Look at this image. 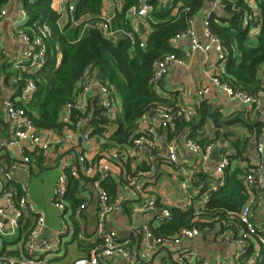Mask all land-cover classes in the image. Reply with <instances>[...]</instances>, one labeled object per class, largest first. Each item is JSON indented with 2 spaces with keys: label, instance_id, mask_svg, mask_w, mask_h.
<instances>
[{
  "label": "built area",
  "instance_id": "1",
  "mask_svg": "<svg viewBox=\"0 0 264 264\" xmlns=\"http://www.w3.org/2000/svg\"><path fill=\"white\" fill-rule=\"evenodd\" d=\"M110 1H112L114 8L121 3V0ZM163 1L169 4L172 0ZM214 2L222 7L226 5L225 0H214ZM244 2L248 10L243 14V24L247 25L253 19L260 17V11L256 0H244ZM67 9L72 12L74 5L69 3ZM152 9L153 6L148 0H137L135 5L130 6L126 11L127 18L133 24L130 30L113 27L111 18L104 15L96 22L90 20L84 21L83 26L97 27L105 36L111 38L126 37L134 41L137 36L140 40L139 45L143 47L145 40L137 33L138 20L147 16ZM6 12V7L2 6L0 9V21L6 15ZM20 13L23 18L28 17V13L24 8L21 9ZM209 15V13L206 14L202 21L203 33L208 39V43H203L196 38L192 26L196 17L190 18L189 27L184 32L177 34L173 39L181 40L188 38L192 51L205 53L212 47L216 60L224 62L229 54V49L210 31ZM259 27V23L255 24L250 32L252 34L256 33ZM48 30L47 25H41L30 32L25 28H19L17 31L18 36L24 44V48L16 53L12 59L13 67L16 69L13 82L19 86V92L16 97L6 98L3 101L10 120L16 125V130L7 144L13 146L20 141L26 140L31 145L28 151L36 149L41 156H45L48 150L56 143H62L63 145L75 148L77 164L68 166L67 163H62L60 165V174L55 185L53 205L61 212H64L66 208L64 196L68 183V174L76 179L82 176L92 179L90 184L92 183L97 191L98 201L96 225L92 240L95 244L89 249L85 257L75 259L71 264H105L106 258L110 257L123 259L128 264H161L160 260H152L153 253L158 251L159 248L169 245H174L176 248H179L182 242L190 241L199 235L201 231L209 230L211 228L209 222L203 227L182 228L173 235L170 234L165 237L156 235L150 226L144 225L141 229L144 238V247L140 256L137 257L129 248L127 241H118L116 231L107 225V220L110 218V215L122 207L125 198L109 194L100 182L110 176L112 160L116 162L121 161L126 155L133 153L134 150L138 151L144 143L154 145L156 127L172 126L175 123V115L171 108L165 105H159L157 111L150 115L147 126L139 131L140 135L138 137L133 139L131 150H107L98 159L94 160L86 150V145L96 136L93 133L95 127L92 125L93 117L95 116L94 111L89 109V101L94 90L98 96L97 105H99L102 111L101 114L107 120H115L118 110H116L114 105V86L102 83L92 74L86 72L82 76L81 83L74 97L64 103L61 110L60 121L63 123V130L66 134L63 137L54 138L52 131L38 129L26 110L27 104L34 97L37 86L34 80L24 78L23 73L36 71L45 64L46 45L44 38ZM173 64L183 65L184 60L174 53H168L153 62L151 81L156 88H158V83L168 74ZM259 78L260 85L254 93H248L239 87L232 86L222 79V75L210 77V82L222 89L231 99H235L242 104L251 105L254 113H260L264 117V64L260 67ZM21 81L22 83L19 84ZM207 92L208 87H201L197 89L196 95L203 97ZM73 111L78 113V115H75V119L72 116ZM179 114L183 120L188 121L194 116V110L191 107L180 108ZM101 136H109L106 128L101 132ZM184 144L190 153L199 156L202 155L203 159H206L214 148L213 143L200 145L191 137H187ZM232 156V150L228 149L224 151L220 160L215 165L214 172L220 176L219 179L221 180L219 183L205 189L201 184L196 185L198 194L201 191L200 199L196 204L197 216L202 214V211L206 209L205 205L209 200L211 192L223 183L224 169L231 165ZM179 157V143L177 141L168 143L165 147V158L170 162L177 163ZM182 161L185 162V159ZM20 162L23 164L29 163V156L27 154L23 155ZM148 173L149 171L146 169L136 170L135 174L126 180V187H133L138 192L144 191L145 187L143 185L146 179L142 177ZM4 174L5 178L2 181L1 192L5 198L6 207H0V249L4 236H12L18 232L21 233L20 230L22 229L27 212L35 214V222L27 228L26 235L21 238L19 246L22 255L16 257L0 253V264H49L48 258L57 255L60 238L73 236L74 228L64 223L57 232L58 237L56 241L49 242L48 240L41 239L40 233L46 225L44 214L36 210L31 202L28 188L24 186L19 190L15 189L11 184H7L11 179L10 173L6 172ZM184 177L182 187L190 189L191 185L188 177ZM241 179L246 198L238 211H229L226 218L222 219L223 224L231 226L230 228H226L229 230L225 231L223 235L230 237L236 245L232 258L228 261L201 258L196 250L189 248L178 250L176 253V261L179 264H263L264 254L262 249L264 248V229L260 228L256 223L254 210L261 204L264 191V135H260L257 138L256 156L243 170ZM144 198V202L136 210L137 213L146 214L157 211L161 220L165 222L173 220L170 208L161 205L155 196L145 195ZM190 198V195L187 196V200L180 206L182 209H189L191 203ZM85 207V202L80 203L76 209V213L79 214ZM79 237L81 236L79 235Z\"/></svg>",
  "mask_w": 264,
  "mask_h": 264
},
{
  "label": "crops",
  "instance_id": "2",
  "mask_svg": "<svg viewBox=\"0 0 264 264\" xmlns=\"http://www.w3.org/2000/svg\"><path fill=\"white\" fill-rule=\"evenodd\" d=\"M77 1L78 0L51 1V6L61 14L59 20L61 26L66 23V18L70 14V11L67 9L68 4L71 3L74 5ZM4 6L7 12L0 21V207H6V201L1 190L2 181L5 178L4 173L9 172L11 179L7 184H11L18 190L26 186L29 191L30 200L36 210L42 212L45 216L46 225L40 233L41 239L48 240L49 242L56 241L58 237L57 232L64 223L74 228L73 236L60 238L57 255L48 258L49 264H54L56 260L63 258L67 253L71 252L70 261L67 263L71 264L73 260L85 257L87 255V247L89 250L95 244L92 240L96 225V211L98 205L97 191L92 183L85 185V188L79 193V197L82 198L80 203L85 202L86 207L82 209L79 214L76 213L79 204L74 205L64 196L66 208L64 212H61L53 205L55 185L60 174V165L62 163H67L68 166L77 164L75 148L63 145L62 143H56L48 150L45 156H41L36 149L28 151L31 145L26 140L20 141L13 146L7 144L16 130V125L10 120L3 101L6 98L16 97L19 92V86L13 82L16 69L13 67L12 59L16 53L24 48V44L18 36L17 31L19 28L28 30L27 24L29 22V16L27 18L21 16L20 12L21 9H23L22 0H8ZM113 6L112 1L103 0L102 15L111 18L110 20L113 27L120 28L121 26L113 25L112 23L115 14V8ZM220 7L222 6L214 1L207 2L203 9L197 13L192 26L196 38L201 42L208 43V39L203 33V17L208 13L211 14V12L222 15V9ZM88 18L89 17H83L82 20L86 21ZM72 22L75 24L74 21ZM88 28L89 27L82 25L80 28V35H84ZM149 32L150 26L147 20H145V17L140 18L138 20L137 33L145 40ZM108 38L115 41L121 37ZM172 43L176 48L177 53L175 54L184 60V64H173L168 74L161 80V87L158 93L162 97L171 100L176 96L178 99L176 105L179 108L191 107L196 116L193 121H196L199 116L196 107L203 104L205 108H210L219 115L220 119L227 118L238 111L245 110L250 118L257 115L260 121L264 122V117L260 113H254L251 105L242 104L235 99H231L222 89L210 82V77L222 75L225 72L224 63L216 60L212 47L204 53L201 51H192L188 38H183L181 40L173 39ZM57 61H59V55ZM96 75L93 76L98 79ZM201 87H208V92L203 95V97H198L196 91ZM92 94L89 104L93 105L95 102H98V96L95 90ZM114 105L116 110L119 111V98L114 99ZM149 117L150 116H147L145 120L140 122L138 131L143 130L147 126L150 120ZM218 129L219 134L217 135V127L213 119L208 116L202 127L194 133L195 136L193 137L197 142L203 141L204 145L213 143L214 147L218 140L224 137L227 141V145L221 146L218 158L211 157V153L206 159H203L202 155L199 156L190 153L184 142L187 137H190L189 134L192 130L188 129L184 124L180 125L174 123L172 126L168 127H156L154 145L144 143L138 151L134 150L133 153L123 158L125 161L130 160L127 164L131 169L130 175L127 176L128 170L125 167L126 165H122V170L119 172L117 164H121L119 163L120 161L116 162L112 160V171L109 180L112 179L116 185L114 190L115 193L111 195L123 197L125 200H123L122 207L110 215V218L107 220V225L116 231L118 241H127L129 248L135 256L139 257L144 247V238L141 230L142 226L148 225L158 227L161 223L157 211L146 214L136 212L139 205L144 202L145 195L155 196L156 200H158L161 205L168 206L169 208L178 207L180 209H182L180 207L182 203L185 202L187 196L190 195L191 203L189 209L196 210V204L201 195V191L198 194L196 185L201 184L205 189L221 181L219 179L220 176L214 172V169L224 151L228 149L233 151L231 165L228 168L231 170L234 168L240 169V178L243 170L255 158L257 138L260 135H264V126L261 129L262 133L256 138L243 124H233L226 127L222 126ZM43 130L52 131L54 138L63 137L66 134L64 130L61 132L49 129ZM114 130L115 126L108 125L107 131L109 132V136ZM245 139H249L246 144L243 142ZM173 141H177L180 146V157L177 163L170 162L165 158V147L168 143ZM235 141H239L237 148L240 149L241 152L238 154L234 146ZM124 149L131 150V147H113L106 149V137L101 135L95 136L90 143L86 145L89 156L93 157L94 160L98 159L104 151H121ZM26 154L29 156L30 162L23 164L20 162L21 157ZM183 159H185V162L182 161ZM138 169H146L149 171L146 176L142 177L146 179L143 185L145 190L139 192L135 190V188L126 187L125 185L126 180L135 174ZM183 169H185V171L182 172ZM46 170H49V173L53 175L51 188L46 186L47 190H45L44 180L42 179ZM184 176L188 177L191 185L190 189L182 187V182L185 179ZM100 184L106 185V179L104 183L100 182ZM262 196L261 204L255 208L254 212L256 223L260 228L264 229V191ZM228 212L229 211L223 213L224 217H222V219L226 218ZM34 216L35 214L27 212L22 229L20 230L21 233L18 232L15 235L3 237L2 247L0 249L1 254L16 257L22 255L19 246L21 238L26 235L27 228L34 224ZM202 217V214L197 216L195 211L193 218L195 220H201L205 223L203 225L205 226L208 224L209 219H205L204 221ZM222 219L220 221L216 220L210 225L211 228L209 230L201 231L199 235L195 236L190 241L182 242L179 248H176L174 245L166 246L164 247L165 249H163V247L159 248L158 251L152 254V260H163L167 257L168 259L176 260L175 256L178 250L189 248L196 250L201 258L219 261L230 260L236 245L230 237L223 235L225 231L229 230L226 228H230L231 226L223 224ZM45 229L47 233L42 236ZM138 232L141 234L139 239H137ZM79 235L81 237H79ZM105 264L128 263L123 261V259L110 257L106 258Z\"/></svg>",
  "mask_w": 264,
  "mask_h": 264
},
{
  "label": "trees",
  "instance_id": "3",
  "mask_svg": "<svg viewBox=\"0 0 264 264\" xmlns=\"http://www.w3.org/2000/svg\"><path fill=\"white\" fill-rule=\"evenodd\" d=\"M51 1L22 0V7L29 16L28 31H33L41 25H47L49 28L44 38L45 64L36 71L23 73L24 78L34 80L37 86L26 110L38 129L58 132L63 130V123L60 121L61 109L64 103L74 97L82 76L87 72L93 75L99 74L100 78L97 80L113 85L115 98L120 100L117 117L112 121L101 114L102 111L96 102L93 105L89 104V109L93 110L96 116L92 121L95 127L94 135H101L105 128L108 129V125L115 126L111 135L106 137V149L131 147L133 139L140 135L138 123L155 113L159 105L171 108L175 115V123L184 124L192 130L189 134L192 138L208 116L213 119L217 127V135L219 127L233 124H243L255 138L262 133L264 122L260 121L257 115L250 118L245 110L220 119L219 115L202 104L196 107L198 119L193 121L196 117L194 115L193 118L185 121L179 114L180 108L176 105L178 102L176 96L171 100L162 97L158 93L161 81L158 83V88L151 81L153 62L168 53H177L172 43L173 38L189 27V19L196 17L207 2L214 0H172L169 4L163 0H148L153 9L145 16L150 32L143 47L139 45L140 40L137 36L134 41L126 37L114 41L106 37L100 29L92 26L84 35H80V28L84 23L83 17H89L88 20L96 22L102 16L103 0H78L62 26L59 24L61 14L51 6ZM7 2L8 0H0V9ZM136 3L137 0H121L120 5L115 7L113 25H119L125 30L132 29L133 24L127 18L126 11ZM225 3L224 7H220L222 15L216 12H211L209 15L210 31L229 49V54L223 62L225 72L222 74V79L234 87L254 93L259 88V71L264 64V0H256L260 17L253 19L247 25L243 24V14L248 10L244 0H225ZM257 23L260 25L259 30L252 34L250 30ZM58 55L59 61H57ZM21 83L22 81L19 84ZM76 114L78 115L73 111L74 119ZM248 141L249 139H245L243 142L246 144ZM198 142L204 145L203 141ZM237 145L239 141L234 142L238 154L241 150ZM129 161L122 159L119 162L121 164H117L119 172L122 170V165H126L127 176L131 173L127 165ZM240 173L238 168L224 169L223 183L211 192L205 205L206 209L202 211V218L204 221L209 219L210 225L216 220L220 221L224 217V212L236 211L243 204L245 193L242 179L239 177ZM105 179L106 185L102 186L109 194H114L115 182L109 180V177ZM105 179L101 182L104 183ZM91 181V178L85 176L76 179L68 174L65 193L67 200L74 205L80 204L82 198L79 197V193ZM170 211L173 215L172 221L161 220L160 226H150L156 235L165 237L173 235L182 228L203 227L205 224L193 218L196 211L194 209L172 207ZM140 236L138 232L137 239ZM86 251H89L88 247ZM262 252L264 254V248ZM160 261L161 264H179L168 257Z\"/></svg>",
  "mask_w": 264,
  "mask_h": 264
},
{
  "label": "rangeland",
  "instance_id": "4",
  "mask_svg": "<svg viewBox=\"0 0 264 264\" xmlns=\"http://www.w3.org/2000/svg\"><path fill=\"white\" fill-rule=\"evenodd\" d=\"M52 178H53V175L49 173V170H46L42 178L44 180L45 190H47L46 186L51 188ZM70 258H71V252L67 253V255L64 256L63 258L56 260L54 264H67L70 261Z\"/></svg>",
  "mask_w": 264,
  "mask_h": 264
},
{
  "label": "water",
  "instance_id": "5",
  "mask_svg": "<svg viewBox=\"0 0 264 264\" xmlns=\"http://www.w3.org/2000/svg\"><path fill=\"white\" fill-rule=\"evenodd\" d=\"M96 77L97 78H100V75L97 74ZM224 145H227V141H226V139L224 137H221L218 140V142L216 143L213 151L211 152V157L218 158V156H219V150H220L221 146H224ZM45 233H47L46 232V229H45L44 233L42 234V236L45 235Z\"/></svg>",
  "mask_w": 264,
  "mask_h": 264
}]
</instances>
